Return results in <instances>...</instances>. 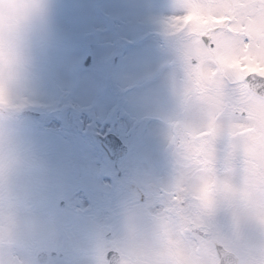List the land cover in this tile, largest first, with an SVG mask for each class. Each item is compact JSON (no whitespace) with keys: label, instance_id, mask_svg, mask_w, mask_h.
<instances>
[{"label":"rangeland","instance_id":"obj_1","mask_svg":"<svg viewBox=\"0 0 264 264\" xmlns=\"http://www.w3.org/2000/svg\"><path fill=\"white\" fill-rule=\"evenodd\" d=\"M201 1L10 0L8 15L23 2L27 16L19 45L0 39V264L13 263L15 239L19 264H39L41 250L64 254L46 264H108L111 249L122 264H217L216 244L242 252L230 236L264 223V101L233 74L264 75V62L234 55L222 33L207 48L201 36L231 8ZM216 3L230 12L210 22ZM249 27L264 38V18ZM25 109L41 117L19 118ZM244 111L248 126L236 122ZM109 132L130 149L118 169L96 142ZM180 153L191 167L175 164ZM80 192L92 211L72 208Z\"/></svg>","mask_w":264,"mask_h":264},{"label":"snow or ice","instance_id":"obj_2","mask_svg":"<svg viewBox=\"0 0 264 264\" xmlns=\"http://www.w3.org/2000/svg\"><path fill=\"white\" fill-rule=\"evenodd\" d=\"M183 7L188 10L190 3L182 0ZM231 8V19L225 21L224 26L213 29V32H220L223 38L232 46V52L237 56L251 55L258 62H264V38L259 37L255 31L249 27L251 21H259L264 18V0H225ZM5 16H3L4 18ZM247 28V32L241 33L234 29ZM203 43L210 49H216L217 42L212 35L202 37ZM244 84L248 86L250 92L257 96H264V75L251 73L244 77ZM241 126L250 124L247 113H242L236 121Z\"/></svg>","mask_w":264,"mask_h":264},{"label":"clouds","instance_id":"obj_3","mask_svg":"<svg viewBox=\"0 0 264 264\" xmlns=\"http://www.w3.org/2000/svg\"><path fill=\"white\" fill-rule=\"evenodd\" d=\"M10 5V0H4V4L0 5L5 10V17L3 25L0 27V39L4 41L6 45H19L20 37L24 29L25 18L27 16V5L23 2L17 3V10L11 16L8 15L7 10ZM14 71V70H13ZM9 69L5 68V74L7 75ZM16 82L15 79L11 81V85ZM258 200H264V196H258ZM247 230L250 238L257 242V244L264 242V223L258 218H250L242 222L241 225ZM257 254H260L258 248ZM136 257H133L135 260Z\"/></svg>","mask_w":264,"mask_h":264},{"label":"water","instance_id":"obj_4","mask_svg":"<svg viewBox=\"0 0 264 264\" xmlns=\"http://www.w3.org/2000/svg\"><path fill=\"white\" fill-rule=\"evenodd\" d=\"M91 57H88L85 65L89 66L91 64ZM264 98V96H261ZM26 116H32V117H39V114L26 112L24 113ZM98 143L103 147V149L107 152L109 158L115 162L117 165L121 160L125 158V156L128 154L129 150L128 147L123 144V142L114 134H108L106 136H98L97 137ZM217 254L219 256V264H238V258L229 253L227 250H225L224 247L218 246L217 247ZM47 259V256L45 254H41L39 256V261L41 263H44ZM107 260L109 261V264H120L121 263V256L118 252L110 251L107 254Z\"/></svg>","mask_w":264,"mask_h":264},{"label":"flooded vegetation","instance_id":"obj_5","mask_svg":"<svg viewBox=\"0 0 264 264\" xmlns=\"http://www.w3.org/2000/svg\"><path fill=\"white\" fill-rule=\"evenodd\" d=\"M200 75H203V70L200 69L199 70ZM251 258H248L247 262H250V264H264V256H259V257H255L253 258L252 256H250Z\"/></svg>","mask_w":264,"mask_h":264}]
</instances>
